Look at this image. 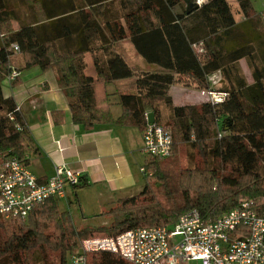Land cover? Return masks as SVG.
Segmentation results:
<instances>
[{"label":"trees","instance_id":"1","mask_svg":"<svg viewBox=\"0 0 264 264\" xmlns=\"http://www.w3.org/2000/svg\"><path fill=\"white\" fill-rule=\"evenodd\" d=\"M236 1L238 13L228 0L192 7L189 0H0V161L10 153L27 162L32 143L14 99L3 96L2 82L13 70L35 67L56 72L76 124L87 129L131 124L144 133L148 108L155 123L165 127L168 110L173 138L169 158L147 156L143 192L102 214L112 220L109 228L80 229L60 210L59 200L50 199L27 220L0 225V264H49V252L59 254V264H68V254L80 240L172 227L192 210L215 220L238 207L242 198L264 216V18L251 0ZM126 40L159 70L132 68L117 49ZM12 45L20 48L19 60L12 59ZM86 54L94 58L96 78L86 73ZM243 60L253 83L241 69ZM214 76L219 78L216 86L224 82L226 87H213ZM127 79H135V92L120 95L126 113L116 120L110 95L101 98L98 87ZM173 85L214 88L228 97L218 105L176 106L169 93ZM228 119L231 125L224 131ZM180 145L200 160L193 157L175 176L169 166L177 162ZM87 261L129 264L111 253H90Z\"/></svg>","mask_w":264,"mask_h":264},{"label":"crops","instance_id":"2","mask_svg":"<svg viewBox=\"0 0 264 264\" xmlns=\"http://www.w3.org/2000/svg\"><path fill=\"white\" fill-rule=\"evenodd\" d=\"M15 24L17 28L18 25ZM117 49L132 68L135 69L136 66L132 65L127 54L134 58L135 65L138 64V71L159 70L140 57L130 41H122ZM18 57L14 55L12 59L16 61L19 60ZM84 59L86 73L96 78L98 74L92 54H86ZM17 79L13 84L6 78L2 82V92L5 98L14 99L29 131L32 143L30 151L25 154V160L30 171L40 183H45L54 176L57 164H63L82 174L81 186L68 187L67 198L59 200L62 212L65 211L61 209L60 201L68 200L71 204L70 197L75 196L81 202L79 188H83L85 194L93 196L91 200L89 198V204L93 203L102 209L98 214L100 216L118 201L143 192L146 182L142 169L147 158L143 152L142 129L131 124L105 123L91 129L76 124L72 119L68 99L59 87L53 69L43 71L35 67L24 70ZM134 82L135 79H127L106 85L99 84V96L102 98L105 93L110 95L113 104L111 111L116 120L126 113L120 105V95L135 92ZM194 90L173 85L169 93L176 106L186 103L200 105L203 103L201 99L198 96L192 97ZM190 95L193 103L188 98ZM182 97L185 99L181 100ZM147 113L154 114L150 108ZM95 216L97 214L93 217ZM75 225L80 227L76 223Z\"/></svg>","mask_w":264,"mask_h":264},{"label":"built area","instance_id":"3","mask_svg":"<svg viewBox=\"0 0 264 264\" xmlns=\"http://www.w3.org/2000/svg\"><path fill=\"white\" fill-rule=\"evenodd\" d=\"M11 51L17 55L20 48L12 45ZM19 76L20 73L13 70L8 80L13 82ZM218 79V76L210 79L213 87ZM201 94L213 105L223 103L228 97L227 93L214 88L203 90ZM10 119L15 121L13 116ZM172 151L171 130L155 122L149 123L144 132V154L166 159ZM82 182L80 172L57 164L54 176L40 183L26 162L10 153L3 155L0 225L27 220L35 207L50 199H66L67 188H78ZM90 253H111L129 264H264V216L259 215L251 201H242L215 220L205 219L198 210H192L172 227L136 228L116 237L85 240L82 251L74 255L69 264H88Z\"/></svg>","mask_w":264,"mask_h":264},{"label":"rangeland","instance_id":"4","mask_svg":"<svg viewBox=\"0 0 264 264\" xmlns=\"http://www.w3.org/2000/svg\"><path fill=\"white\" fill-rule=\"evenodd\" d=\"M228 1L230 2V4L234 7L235 11L237 12V10L239 8V4L237 3V1L236 0H228ZM194 2H196V4H198V5L199 4L202 5L204 2H206V0H195ZM251 2L253 5V8H254V11L257 14H260V16H262L264 18V0H251ZM237 19L241 21L243 19V16L241 14H238ZM12 27L16 28V24L13 23ZM127 56L130 57V61H131L132 65L136 66L135 70L136 71L140 70L138 68L139 67L138 64L135 65L136 61H133L134 58L131 57L129 54H127ZM240 66H241L242 71L245 74L247 81L249 83H253L252 72H251L250 66L247 63V61H245V60L241 61ZM147 68H149V67H147ZM226 84L227 83L223 82V83L218 84V86H216V87L217 88L218 87L219 88H223V87L225 88ZM191 94H192V97H195V98H197V96H198L199 99H201V101L203 102L202 104H204L207 101L206 97L203 96L201 94V91H199V90L197 91L195 89L194 91H192ZM192 97L190 95L188 98H191V101L193 103L194 100L192 99ZM180 99L183 100L185 98L182 97ZM186 104H189V103H186ZM186 104H184L182 106H185ZM202 104H200V105H202ZM200 105H194V106H200ZM164 115H165V119L163 120L162 124H164L168 127L169 125H168L167 121L169 120V111L165 110ZM190 152H191L190 149L188 150L187 147H185L184 145H180L179 154H178L177 158L175 159V160L178 159L177 162L175 164H172L169 166L171 173L175 174V176H176L182 168L185 169L188 166V161H190L193 157L194 158L196 157L198 160H200L199 157H197V154H195V153L193 154V156L191 158ZM146 158L148 159L147 156H146ZM201 165H203V163L200 162L199 166H201ZM262 165H263L262 171L264 172V164H262ZM201 168L205 169V165L202 166ZM83 190H84L83 188L78 189V194H79V198L81 201L80 203L75 196H71L70 197L71 198V204H69L68 200L60 201L61 209L70 214V216L73 219V222H75L78 226H80L79 227L80 229H83L86 227H90V228H94V229H97L100 227L109 228L111 223L110 224H108V223L111 222L112 220L110 218H107L106 216L98 215L101 213L102 209L96 207L93 203L89 204V203H91V202H89V198L91 200L93 198V196L88 194V193L85 194ZM241 201H250V199L242 198ZM59 208H60V206H59ZM94 214H97V216L93 217ZM96 236H98V235H96ZM92 238H94V237H92ZM97 238H95V239H97ZM89 239L90 238L80 240L78 249L73 254H68V257H67L68 264L74 255H76L82 251L83 241L89 240ZM49 253H50V256H49V258L47 257L49 264H59V254L56 252L55 253L49 252Z\"/></svg>","mask_w":264,"mask_h":264},{"label":"water","instance_id":"5","mask_svg":"<svg viewBox=\"0 0 264 264\" xmlns=\"http://www.w3.org/2000/svg\"><path fill=\"white\" fill-rule=\"evenodd\" d=\"M194 1L195 0H189V4H190L191 7L194 6V5L198 6V4H196V2H194ZM148 122L149 123H154L155 122L154 114L148 115ZM230 122H231V119H228L226 121V125H225V128H224V131L228 130V127H230V125H231ZM227 125H228V127H226Z\"/></svg>","mask_w":264,"mask_h":264}]
</instances>
